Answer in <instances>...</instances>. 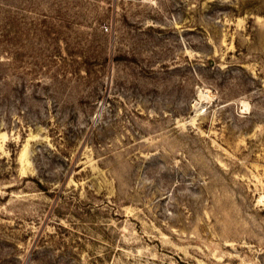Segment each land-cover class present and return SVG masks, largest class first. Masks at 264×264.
Segmentation results:
<instances>
[{"label":"rangeland","instance_id":"obj_1","mask_svg":"<svg viewBox=\"0 0 264 264\" xmlns=\"http://www.w3.org/2000/svg\"><path fill=\"white\" fill-rule=\"evenodd\" d=\"M0 264H264V0H0Z\"/></svg>","mask_w":264,"mask_h":264}]
</instances>
